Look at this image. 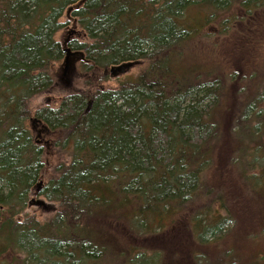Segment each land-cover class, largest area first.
<instances>
[{
  "label": "trees",
  "instance_id": "1",
  "mask_svg": "<svg viewBox=\"0 0 264 264\" xmlns=\"http://www.w3.org/2000/svg\"><path fill=\"white\" fill-rule=\"evenodd\" d=\"M235 4L242 13L228 14ZM192 9L200 16L194 24L185 20ZM263 9L264 0H0V264H109L125 247L140 250L122 244V228L133 238L156 237L167 216L202 198L216 145L224 148L213 98L222 82L200 80L206 72L189 69L184 54L207 24L217 22L224 35L239 20L256 26ZM62 17L83 32L81 41L66 42L83 54L82 91L71 79L62 86ZM135 62L144 63L140 74L113 90L96 87L110 66ZM39 94L59 96L57 107L31 111ZM263 98L264 88L233 112L234 148L226 154L244 186L241 211L254 208L250 216L262 225L264 109L256 104ZM33 122L42 127L39 138ZM45 173L39 197L56 209L40 222L26 210ZM220 209L225 215L211 208L191 215L197 243L235 222L227 206ZM159 256L137 252L130 262L156 264Z\"/></svg>",
  "mask_w": 264,
  "mask_h": 264
},
{
  "label": "rangeland",
  "instance_id": "2",
  "mask_svg": "<svg viewBox=\"0 0 264 264\" xmlns=\"http://www.w3.org/2000/svg\"><path fill=\"white\" fill-rule=\"evenodd\" d=\"M233 13L235 15L242 13L237 4L233 5L228 14ZM259 13L255 19L256 26L255 24L249 26V23H241L239 20L231 24L228 33L224 35L219 34L220 29L217 22L207 24L203 28L204 30L190 42L189 48L184 54L183 60L189 64V69L201 68L206 72L201 74L200 80L217 77L222 82V91L220 90L219 97L213 95V98L217 102L219 98L220 101L221 110L217 114L216 136L221 140L220 142L224 148L219 150L218 144L216 145L213 156L214 166L205 173L204 179L206 181L203 197H194L189 200L191 206L175 215L167 216L162 227L164 231L156 237L133 238L127 229L122 228V232H119L122 244H133L135 248L140 250L133 251L130 247H125L124 253L116 257L118 261L114 260L113 262L112 259L108 258L109 264H141L130 262V259L137 252L145 255L152 254L153 256L159 255L152 252H159L161 257L155 258L156 262L159 260L156 264H264V235L261 232L264 225L255 221V217L252 219L250 216L251 209L255 210L254 208L249 206L250 209L247 212L241 211L239 205L243 203V198L239 195V192L244 186L238 176V171L230 164L227 165L226 159L227 151L234 148L232 140L228 141L229 132H231V135L233 132L228 130H230V127L234 129L237 125V115H233V112L243 108L246 102H251L254 97L263 92L264 88V12ZM185 14H188V16H185V20L191 24H194L195 19L197 20L200 17L196 15V11L193 9ZM189 16L191 19H189ZM60 23L62 27L56 34V38L63 43L64 47H66V42L69 40H82L83 32L74 21L71 22V20L62 17ZM210 34L214 35L205 36ZM71 53L75 54L73 51ZM79 56L75 54L71 57L72 68L68 70L67 76L63 77L62 75L64 79V81L62 80L64 82L62 86L67 85L71 79L69 86L71 88L75 87L76 91H82L87 86L84 85V74L78 69V62L82 60ZM63 60L64 58L61 60V68ZM143 64L141 62V64L135 65L125 75L115 79L106 74L109 79L102 80L98 78L100 83H96V87L99 89H116L120 81L131 79L140 74L144 69ZM62 73L63 68L61 69ZM98 75L100 77L101 72H98ZM211 82L212 80L206 81L202 87L208 88L212 84ZM52 97L56 99V102L59 99V96ZM56 102L49 101V98L39 94L29 102V109L33 111L42 106L55 108L57 107ZM206 102L207 100H202L198 108H203ZM256 108V111L261 108L264 109V98L256 104ZM29 125L35 131V136L39 138L38 134L42 127L37 125L36 122ZM47 177L48 174L45 173L44 181L39 184L38 195L34 198L42 200L44 204L41 206L31 203L26 210L30 216L35 217L40 222L52 217L56 209V205L50 204L39 197ZM212 189L216 191L208 194ZM218 190L224 193V200L214 202L211 198ZM222 205L228 207L229 213L233 216L235 222L230 223L232 225H229L226 232L217 239L207 236L206 229L196 226L200 234H207L204 244L197 243L192 234L191 215L202 208H211L214 212L225 215L220 209Z\"/></svg>",
  "mask_w": 264,
  "mask_h": 264
},
{
  "label": "water",
  "instance_id": "3",
  "mask_svg": "<svg viewBox=\"0 0 264 264\" xmlns=\"http://www.w3.org/2000/svg\"><path fill=\"white\" fill-rule=\"evenodd\" d=\"M67 44V43H66ZM64 60H63V65H62V68H63V77L64 76H67L68 74V70H71L72 66H71V57H73L75 54H77L78 56L80 55L81 56V59H83V54L80 53V52H77L75 54L71 53V50L64 47ZM79 56V57H80ZM135 65H137V63H123V64H120V65H113V66H110L109 68L106 69V74L109 75L110 78L112 79H115V78H118V77H121L123 75H125L131 68H133ZM73 71V69H72ZM90 101L88 102V105H87V110L90 106ZM41 184V183H39ZM38 184V186L36 187L35 191L32 193V200L31 202L29 203V205L31 203H33L34 205H43V201L40 200V199H34L37 195H38V192L40 190V185Z\"/></svg>",
  "mask_w": 264,
  "mask_h": 264
}]
</instances>
